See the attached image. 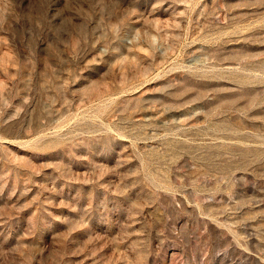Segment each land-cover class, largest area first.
Returning a JSON list of instances; mask_svg holds the SVG:
<instances>
[{"label":"rangeland","instance_id":"374dc122","mask_svg":"<svg viewBox=\"0 0 264 264\" xmlns=\"http://www.w3.org/2000/svg\"><path fill=\"white\" fill-rule=\"evenodd\" d=\"M0 264H264V0H0Z\"/></svg>","mask_w":264,"mask_h":264}]
</instances>
